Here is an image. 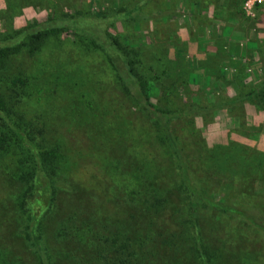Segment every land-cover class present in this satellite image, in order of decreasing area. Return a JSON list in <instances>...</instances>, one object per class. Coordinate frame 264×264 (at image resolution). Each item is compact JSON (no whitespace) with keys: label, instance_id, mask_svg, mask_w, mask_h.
Masks as SVG:
<instances>
[{"label":"rangeland","instance_id":"374dc122","mask_svg":"<svg viewBox=\"0 0 264 264\" xmlns=\"http://www.w3.org/2000/svg\"><path fill=\"white\" fill-rule=\"evenodd\" d=\"M39 32L46 34L40 57L47 65L43 74L32 71L37 73V87L43 88L31 105L24 100L19 112L43 113L39 120L34 117L40 122L34 125L50 138L44 149L62 141L67 152L77 150L76 127L88 129L98 155L111 150L109 143L128 148L129 161L153 166L159 178L171 182L177 201H184L179 208L169 206L148 216L129 207L125 212L132 223L125 228L111 222L108 212L98 219L97 211L123 210L127 196L120 192L114 204L104 192L94 199L75 194L72 177L78 166L66 164L55 179L59 191L54 206L38 225L41 244L54 262L119 264L151 235L149 246L159 247L165 264H264V231L227 209L258 204L264 216V166L253 161L256 153H264V111L251 95L252 88L264 83V0H0V45L23 44L26 52L36 45L33 35ZM109 39L119 41L121 58L127 60V51L130 61L142 63L134 66L137 73L144 67L151 78L166 76L173 82V105L165 91L152 88V112L145 109V98L117 76L114 66L120 57L109 61ZM76 53L84 59L83 70L79 63L66 64ZM27 57L20 54L12 64L29 66ZM83 80L87 89L82 88ZM51 87L53 97L44 92ZM10 113L11 121L2 122V130L13 125L29 131L30 122ZM124 136L128 147L120 139ZM10 141L21 156V172L33 171L39 154L27 150L29 141ZM180 155L188 173L197 178L202 197L217 206L185 201L189 198L181 186ZM106 162L114 165L112 159ZM13 171L12 164L0 166V257L8 264H40L16 203L28 182L14 184L8 178ZM93 188L96 193L97 185ZM193 226L198 232L205 229L201 237L178 248L163 242L172 229Z\"/></svg>","mask_w":264,"mask_h":264},{"label":"trees","instance_id":"16d2710c","mask_svg":"<svg viewBox=\"0 0 264 264\" xmlns=\"http://www.w3.org/2000/svg\"><path fill=\"white\" fill-rule=\"evenodd\" d=\"M54 32L55 30L53 29L52 31H46V34ZM46 34L42 32L34 34L33 38L37 40V43L26 52L23 49L25 47L23 44L14 47L0 45V166L4 168L9 167V165L12 164L14 171L8 175V178L15 182L14 184L20 182L25 185L26 181L28 182L26 189L24 188L25 186H23L22 189L19 190L18 198L16 200L19 210L25 216L24 221L25 225H27L25 234L32 242H34L40 264H56L57 262H54L53 256H50L45 247L41 244L39 235L40 229L38 225L43 221L44 215L50 211L56 200L59 189L56 187L55 179H57V174L60 171L59 169L66 166V164H68V167L71 166L72 163L78 166V172L72 177L73 191L75 194H84L90 199H94L100 195L101 192H104L107 199L114 204L117 202L115 201V197H117L120 192L122 195L127 196L126 203L128 205L123 210L122 208L120 210L115 209L116 207L110 210L108 207H105L106 211H104L102 207H99V210L97 211L99 214L97 216L98 219H100L99 216H107L106 212H108L111 215V222H117V225H122L125 228H130L132 223L130 216L125 212V209H129V207H136L146 211V215L148 216L156 215L160 210L169 206L179 208V203L182 204L184 201H177V192L173 188L171 182L159 178V176L151 170L153 166L148 165L146 161H141L140 163L129 161L128 156H126V154H129L128 148L126 149L120 145L118 149L114 145L110 143L108 144L107 140H105L107 144L110 145L111 150L106 151L105 156L103 154L98 155V146H94V144L89 141L91 132L88 129L89 132L76 127L74 135L76 139L80 141V146L77 150L72 149L70 153L67 152L61 139L60 144L57 143L56 146L50 145L52 148L44 149V146L48 144L50 138L45 129L38 126L40 122L35 121V118L38 117L39 120V117H42L43 113L38 112L39 115H29V113L27 114L22 109L20 111L22 113L21 115L19 112V105L21 103L24 105V100H26L28 105H31L35 94L40 92V90L42 91L43 87H37V84H39L37 73H34L32 70L36 69L42 74L45 71L47 62L43 61L40 56L43 54V49L45 48L42 43L44 42V36H46ZM109 40L110 44H112L109 47L111 51L108 55L109 61L114 63V57H120L118 66H114V69L117 71V76L122 82L126 81L127 86L131 90H135V94L138 95L140 99L143 97L145 98V100L142 99L143 102L146 103L145 109L150 113L152 112V105L148 102L149 90L152 88H158L159 91L162 89L161 92L165 91L168 103L172 104L175 96L173 88L171 87V83L173 82L166 76L165 79L163 76L160 78L158 75L151 78V76L148 75L150 73L148 68L142 67V73H137L134 66L137 64L141 66L142 63H135L134 60L130 61L129 52L127 51H125L127 60L121 58L119 48L116 47L119 44V41ZM100 45L103 47L104 44L102 45L101 43ZM130 47L132 49L134 46L131 45ZM20 54L21 57L24 58L28 56L27 58L31 60L29 66L19 64L14 67L12 64V58L15 57L17 60V57H19ZM121 54L124 55V53ZM74 62L79 63L80 66L78 68L83 70L84 67L82 64H84V59L82 58V55L76 53L73 57L67 59L66 64H72ZM187 62L188 61H186L185 64ZM64 64V61L58 63L59 66H64ZM29 70H31V72H27ZM30 73H34L33 78H29L28 75ZM79 73L80 72L77 71L78 75ZM30 81H32V83ZM78 83V81H75V84ZM82 83V88L84 89L87 85L89 86L85 81ZM91 84H93V82H91ZM98 87L101 88L100 86ZM252 90L251 95L254 94L255 98L254 104L264 111V83H261L258 87L252 88ZM86 91L84 90V92ZM44 92H47L49 97H53L51 92L56 93L52 87L44 89ZM79 100L83 101L82 97H79ZM51 106H54V103H52ZM11 110L15 112L16 115L19 113L20 116L24 117V120L30 122L32 127H30L29 131L20 130L13 125L7 127V131L6 129L2 130V122L11 121ZM183 114H185V112H183ZM155 117L156 119L161 118L160 115H156ZM34 122L38 125L36 124L35 126ZM166 125L167 124L165 123V128H167ZM170 135L173 136L172 134ZM121 138L122 143L126 142L125 144L128 147L127 142H129V140L125 136L124 138L120 137V139ZM12 139L26 143L29 141V148L27 150L31 153L33 152L36 156L39 154L37 164L32 167L33 171H30L29 173L21 172L22 165L18 160L20 154L17 151V146L13 145V142L10 141ZM133 150L135 153L136 150ZM256 154H259V156L254 157L253 161L262 168V166H264V153L261 152ZM106 159H112L114 165L112 164L109 166ZM180 164V172L182 173V190L185 191L184 194L187 193V198H189L185 199V201L189 200L193 202L192 200L195 199L202 204L206 203L217 206L218 203L213 202L207 197H202L203 193H201L199 189L197 190V178H193V176L188 173L187 169H189V167L187 166V161H185L182 155H180ZM17 173H19V175H17ZM92 175L95 177L93 180H91ZM81 176L86 177L83 178ZM90 180L93 182L89 183ZM94 185H97L96 193L93 188ZM129 204L133 206H129ZM227 209L245 219L247 223L255 225L264 231L263 207L261 205H252L250 209L239 210L237 208L229 207H227ZM196 226L188 228L186 231H184L182 227L172 229V231L167 233L165 241L163 242L176 248L182 247L191 242L192 239L198 237L199 234L203 235L202 231L205 232V229L202 227L200 229L202 231L198 232ZM200 235L199 237H201ZM150 236L146 235L137 246L138 249H133L129 252L126 258L120 260L119 264L167 263L165 258H163V255L160 254L158 246H149L148 239ZM206 244L213 245V242ZM2 251L3 246L0 247V254ZM3 253L4 252H2L0 256H2ZM201 257L207 259V261H211L209 257H206V255H203L202 253ZM212 262L213 261H211V263ZM0 264H8V262L0 257Z\"/></svg>","mask_w":264,"mask_h":264}]
</instances>
